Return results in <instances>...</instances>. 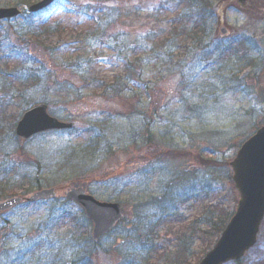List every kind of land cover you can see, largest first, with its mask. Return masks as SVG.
<instances>
[{"label":"rangeland","instance_id":"rangeland-1","mask_svg":"<svg viewBox=\"0 0 264 264\" xmlns=\"http://www.w3.org/2000/svg\"><path fill=\"white\" fill-rule=\"evenodd\" d=\"M36 1L0 0V8L21 11L0 21V51H27L17 68L44 75L51 114L74 127L21 143L14 128L31 101L0 91V201L26 198L39 186L56 191L52 199L22 200L0 213V255L5 249L32 254L11 264H80L79 257L82 264H197L221 233L212 236L206 222L220 223L237 207L229 163L264 124L257 88L259 79L264 84V0H253L255 8L233 0L213 5L220 13L201 48H176L169 65L147 58L132 90L109 98L96 95L94 83L122 72L126 55L144 62L140 45L180 9L178 0H102L116 12L101 39L91 35L94 22L85 11L98 0H56L35 19L47 17L58 29L34 39L31 32L42 29L26 8ZM219 27L229 34L221 37ZM133 47L140 50L127 53ZM12 64L0 71L10 74ZM67 83L76 90L57 88ZM169 151L188 153L158 156ZM71 187L117 202L124 220L92 241L91 223L65 199ZM163 194L176 200V213L160 220L153 202ZM65 215L77 222L62 220ZM224 264H264V218L255 244Z\"/></svg>","mask_w":264,"mask_h":264},{"label":"trees","instance_id":"trees-1","mask_svg":"<svg viewBox=\"0 0 264 264\" xmlns=\"http://www.w3.org/2000/svg\"><path fill=\"white\" fill-rule=\"evenodd\" d=\"M104 1H95V6L91 7L88 4L85 8V11L87 10L86 12L89 14V18L94 22L91 34L94 38L101 39L107 27L115 22L114 12L116 11L103 7ZM217 1L219 0H178L176 3L178 6L179 4L181 5L180 9L177 8L178 10L176 9L177 11L173 15L166 18V23L161 27L162 29L149 33V36L144 39L143 44L140 45V48L143 49V54H147L144 62L142 61L141 64L138 63L137 65L138 59L129 58L128 55H126L122 64V72L112 76L111 78H102L97 83H94L96 84L93 89L94 93L104 98H109L110 96H120L123 93L132 90V87H130L129 84L133 80H139L141 77V71L144 67L148 66L149 61L147 58L152 57L156 63L159 62L160 64L169 65V61L171 62L173 59L172 53L176 50V48H183L189 53H191V51H195L197 48H201L204 44L205 38L209 37L211 35L210 32L213 31L211 25L214 24V20L216 19L213 5ZM27 15L28 18H33L34 20L32 21L34 24H37L42 29L41 34L39 35L36 34V29L31 32V36L34 39H39V36L45 34L48 35L58 29V23L48 21L47 17H44L45 19H35L36 16L34 14L27 13ZM160 16L161 14H156L153 18L157 19V17ZM135 42L139 44L140 41L136 40ZM242 45H245V43L243 42ZM1 46L2 44L0 45V50ZM188 46L190 47L188 48ZM229 48L230 46H223L221 47V51ZM137 50H140L139 47H133L131 50L127 51V53L135 54ZM8 51L9 53L0 51V66L1 64L7 66V62L10 60L13 63L12 65L14 66V69H12V72L8 75L5 71H0V91L2 90L3 93H5V90H7L13 100L21 99L24 102L30 100L31 102L27 104V108L30 104L32 105V103L43 102L48 105L53 102L52 98L48 97L50 93H47L48 90L45 88V83H47L48 80L42 73L37 70L35 71V68L32 69V67H27L26 70L17 68L18 65L22 64L21 61L25 62L23 61L22 56L27 53V51H24L23 49L13 50L11 48ZM137 67L139 71H137ZM91 82H93V80H91ZM87 84L85 88L87 87ZM53 85L56 87L55 83ZM59 85L60 84L57 86ZM61 87L65 88L66 91H69L70 89L76 90L69 83L65 85L61 84L60 87L57 88ZM257 88L261 94H264V84L262 79H259ZM187 153L188 152L169 151L162 152L161 155L158 156H168L169 158H173L178 157L180 154L185 155ZM38 189H41V187L39 186ZM153 204L158 208L156 214L161 218L160 220L176 213V200H170L167 194L160 196L157 202H153ZM230 216L231 213L225 214L220 223H215L213 219L206 222V226L212 229V236H217L223 230L225 223ZM64 219L72 220V222L75 221V223L77 222V218L73 216L69 217L65 215L62 217V220ZM85 223L89 224L88 221H85ZM79 225L80 224L76 225V227H79ZM8 227L9 226H7V229ZM36 240L38 241L36 238L33 243L37 242ZM9 250L10 249H5L2 251L0 255V264H11L14 261L18 262L20 260H24L27 256L32 255L24 253V251L14 255L10 254ZM61 254L62 251L59 252V249H57L56 255H59L60 257ZM87 256H85V258H87ZM82 258H77L80 264H82L84 260Z\"/></svg>","mask_w":264,"mask_h":264},{"label":"water","instance_id":"water-1","mask_svg":"<svg viewBox=\"0 0 264 264\" xmlns=\"http://www.w3.org/2000/svg\"><path fill=\"white\" fill-rule=\"evenodd\" d=\"M53 1L40 0L28 10L39 11ZM245 1L236 0L240 5H244ZM18 14L19 10L15 7L0 8V20L16 17ZM222 31L224 32L223 29ZM73 126V123L51 116L47 106L39 103L21 115L15 126V134L23 143L35 134L48 130L71 129ZM229 166L234 187L239 195L237 208L218 240L198 264H224L238 260L256 242V235L264 217V125L240 145ZM55 196L54 188H45L36 191L25 200L35 202ZM65 198L79 205L86 218L91 221L93 241L111 232L124 217L118 203L98 201L80 187L68 189ZM20 201V197H11L0 202V212L9 210Z\"/></svg>","mask_w":264,"mask_h":264}]
</instances>
